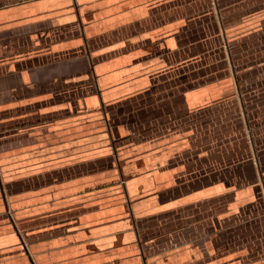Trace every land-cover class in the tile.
Instances as JSON below:
<instances>
[{
  "label": "crops",
  "instance_id": "obj_1",
  "mask_svg": "<svg viewBox=\"0 0 264 264\" xmlns=\"http://www.w3.org/2000/svg\"><path fill=\"white\" fill-rule=\"evenodd\" d=\"M0 264H264V0H0Z\"/></svg>",
  "mask_w": 264,
  "mask_h": 264
},
{
  "label": "rangeland",
  "instance_id": "obj_2",
  "mask_svg": "<svg viewBox=\"0 0 264 264\" xmlns=\"http://www.w3.org/2000/svg\"><path fill=\"white\" fill-rule=\"evenodd\" d=\"M201 9V4L198 5ZM201 21V23L199 24L200 26H202L203 24L205 25V31H206V39L209 40V33H208V27L206 25V23L202 20V19H199Z\"/></svg>",
  "mask_w": 264,
  "mask_h": 264
}]
</instances>
